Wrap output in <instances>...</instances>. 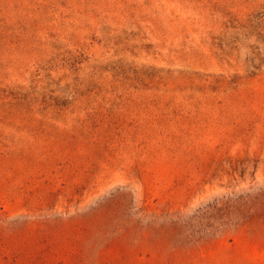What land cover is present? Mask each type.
Wrapping results in <instances>:
<instances>
[{
	"label": "rangeland",
	"instance_id": "374dc122",
	"mask_svg": "<svg viewBox=\"0 0 264 264\" xmlns=\"http://www.w3.org/2000/svg\"><path fill=\"white\" fill-rule=\"evenodd\" d=\"M0 264H264V0H0Z\"/></svg>",
	"mask_w": 264,
	"mask_h": 264
}]
</instances>
